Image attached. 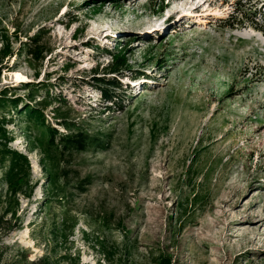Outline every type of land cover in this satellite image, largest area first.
Instances as JSON below:
<instances>
[{
	"label": "rangeland",
	"instance_id": "obj_1",
	"mask_svg": "<svg viewBox=\"0 0 264 264\" xmlns=\"http://www.w3.org/2000/svg\"><path fill=\"white\" fill-rule=\"evenodd\" d=\"M39 36L43 60L23 49ZM7 45L9 147L28 156L34 191L0 238L1 264H155L163 251L178 264H264V0H0ZM119 50L129 67L113 75ZM51 98L47 124L67 132L58 112L108 143L51 150L71 172L55 185L45 152H30L45 128L19 114Z\"/></svg>",
	"mask_w": 264,
	"mask_h": 264
},
{
	"label": "trees",
	"instance_id": "obj_2",
	"mask_svg": "<svg viewBox=\"0 0 264 264\" xmlns=\"http://www.w3.org/2000/svg\"><path fill=\"white\" fill-rule=\"evenodd\" d=\"M163 8H161L162 10ZM25 54L28 57L37 58L43 60L44 46L43 37H37L31 40V43L23 48ZM126 50H119L115 53H111L112 64L110 65V73L113 75L120 74L124 72L128 67V60ZM13 52L11 48L7 45L3 50H1L0 55L4 58L12 56ZM110 89H118L119 86L114 82H106ZM110 92L105 90L104 96L105 100H113L114 97ZM34 96L32 97V100ZM52 100V98L50 99ZM54 103H58L56 100L47 102L44 104H37L35 106L25 105L24 108L19 111V114H26L31 120L39 123L43 128H45L42 136L37 138L30 147V152L37 149H41L45 152V156L48 157V168L46 167V172L51 179V184L55 185L60 179L61 175L68 177L71 172L65 170L67 168H59L58 161L52 157L51 150L58 153V155L67 158V156L74 153H87L91 151H103L107 149L108 143L106 138L100 134H91L86 128L79 126L70 122L68 118H60L58 112L54 113L56 117V125L64 128L67 132L63 133L59 131V128H55L47 124V120L44 115V109L52 106ZM12 106V110L18 111L19 100L7 99L6 91H1L0 93V185L4 184L6 190L4 194L0 192V238L1 236L7 235L19 229L17 218V212L19 210V197L21 195L26 198H30L34 191V187L30 185L31 183V163L27 155L16 151L9 147L14 141L11 133L8 132L6 126L12 123V119H7L6 115L9 112H4L6 107ZM58 111V110H57ZM44 156V157H45ZM45 166V165H44ZM87 180L85 184L90 185ZM80 189H84L80 187ZM7 216L11 217L7 219ZM15 221V224L13 223ZM3 252L0 248V264L2 262ZM68 257H63L61 259H55L50 256H45L38 261L32 262V264H61V261H67ZM155 264H178L175 259L167 252H160L154 259ZM9 264H24L22 259L16 260Z\"/></svg>",
	"mask_w": 264,
	"mask_h": 264
},
{
	"label": "bare ground",
	"instance_id": "obj_3",
	"mask_svg": "<svg viewBox=\"0 0 264 264\" xmlns=\"http://www.w3.org/2000/svg\"><path fill=\"white\" fill-rule=\"evenodd\" d=\"M260 1V0H259Z\"/></svg>",
	"mask_w": 264,
	"mask_h": 264
}]
</instances>
